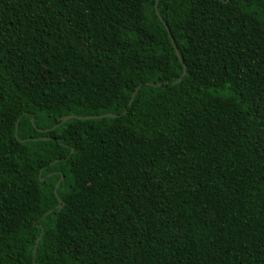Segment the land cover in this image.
I'll return each instance as SVG.
<instances>
[{"label": "trees", "instance_id": "obj_1", "mask_svg": "<svg viewBox=\"0 0 264 264\" xmlns=\"http://www.w3.org/2000/svg\"><path fill=\"white\" fill-rule=\"evenodd\" d=\"M155 6L0 0V264H264V0Z\"/></svg>", "mask_w": 264, "mask_h": 264}, {"label": "water", "instance_id": "obj_2", "mask_svg": "<svg viewBox=\"0 0 264 264\" xmlns=\"http://www.w3.org/2000/svg\"><path fill=\"white\" fill-rule=\"evenodd\" d=\"M221 1H223V0H221ZM157 2H158V0H156V6H155V8H156V13H157L159 19L163 22L164 26H165V27L167 28V30H168V27H167L166 23L163 21L162 17H161V16L159 15V13H158V10H157ZM171 41H172V43H173V46H174V48H175V51H176V54H177L179 60L182 61L181 56H180V54H179V51H178L177 47L175 46L173 39H171ZM184 69H185V66H184ZM184 73H185V72H184ZM115 116H116V115L111 114V113H106V114H102V115H94V116H81V117H76V116H73V115H67V116H64V117H63L61 123L66 122V121H68L69 119H72V118H77V119H84V120H87V119H97V118H102V117H115ZM61 179H62V177H61ZM58 185H59V182L57 183V185H56V187H55V194H56V196H57L56 189L58 188ZM57 197H58V196H57ZM58 200L60 201L59 198H58ZM61 206H62V205H61Z\"/></svg>", "mask_w": 264, "mask_h": 264}]
</instances>
